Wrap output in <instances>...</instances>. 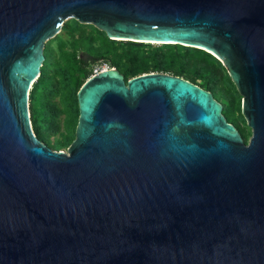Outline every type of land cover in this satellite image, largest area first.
I'll return each instance as SVG.
<instances>
[{
    "label": "water",
    "instance_id": "obj_1",
    "mask_svg": "<svg viewBox=\"0 0 264 264\" xmlns=\"http://www.w3.org/2000/svg\"><path fill=\"white\" fill-rule=\"evenodd\" d=\"M72 18L215 56L248 141L211 91L109 67L66 151L46 145L29 93ZM0 264H264V0H0Z\"/></svg>",
    "mask_w": 264,
    "mask_h": 264
},
{
    "label": "trees",
    "instance_id": "obj_2",
    "mask_svg": "<svg viewBox=\"0 0 264 264\" xmlns=\"http://www.w3.org/2000/svg\"><path fill=\"white\" fill-rule=\"evenodd\" d=\"M71 24L72 30L68 31V41L60 43V49L64 61L65 81L74 100V109L69 116L74 128L78 115L76 93L93 74L92 65H88L90 60L78 57V49L81 46H84L89 54L101 56L96 63L98 67L102 63L115 67L123 74L125 80L142 73L161 71L180 76L211 91L222 104V113L227 121L237 125L236 95L239 93L224 66L209 52L180 44L110 39L105 32L96 27L91 28L78 21L69 22L67 25ZM44 56L40 75L30 89L29 110L36 137L52 147L54 144H50V137L58 128L56 121L58 111L49 101L56 91V82L55 72L50 67L52 57L48 53Z\"/></svg>",
    "mask_w": 264,
    "mask_h": 264
},
{
    "label": "rangeland",
    "instance_id": "obj_3",
    "mask_svg": "<svg viewBox=\"0 0 264 264\" xmlns=\"http://www.w3.org/2000/svg\"><path fill=\"white\" fill-rule=\"evenodd\" d=\"M72 21H76V20L72 18L66 21L62 25L60 32L54 38H50L47 42H45V46H44V55L45 53H48L52 57V65L50 67L55 72L54 80L56 82V91H54L53 96H51L49 102L58 111V115L56 116L58 128L57 131L50 137V144H54V145L52 147L51 145H49V147L59 151H66L67 147L74 138V129H75L73 125V121L69 117L74 109V100L71 93H69L68 91L69 85L65 81L66 80L64 74L65 70L63 69L64 61L62 60L61 49H60V43L62 42L67 43L68 41L69 38L68 31L72 30V24L71 25H67V24ZM86 25L90 26L91 28H95L92 24H86ZM115 40H119V39H115ZM77 54L78 57H84L89 59L90 62H88V65L89 64L92 65L93 69L94 67L95 68L98 67L96 63L101 59L100 55L89 54V52L85 50L84 46H81L78 49ZM100 66H104V63H102ZM241 104H242L241 96L238 94L236 95L237 125L235 126L240 132L244 142H247L251 135V129L246 125V121L241 113L240 110Z\"/></svg>",
    "mask_w": 264,
    "mask_h": 264
},
{
    "label": "built area",
    "instance_id": "obj_4",
    "mask_svg": "<svg viewBox=\"0 0 264 264\" xmlns=\"http://www.w3.org/2000/svg\"><path fill=\"white\" fill-rule=\"evenodd\" d=\"M106 68H109V66L107 64H104V66L96 67L93 69V74L97 73L98 71H100L102 69H106Z\"/></svg>",
    "mask_w": 264,
    "mask_h": 264
},
{
    "label": "bare ground",
    "instance_id": "obj_5",
    "mask_svg": "<svg viewBox=\"0 0 264 264\" xmlns=\"http://www.w3.org/2000/svg\"><path fill=\"white\" fill-rule=\"evenodd\" d=\"M153 44H156L155 42H152Z\"/></svg>",
    "mask_w": 264,
    "mask_h": 264
},
{
    "label": "flooded vegetation",
    "instance_id": "obj_6",
    "mask_svg": "<svg viewBox=\"0 0 264 264\" xmlns=\"http://www.w3.org/2000/svg\"><path fill=\"white\" fill-rule=\"evenodd\" d=\"M236 127V126H235Z\"/></svg>",
    "mask_w": 264,
    "mask_h": 264
}]
</instances>
